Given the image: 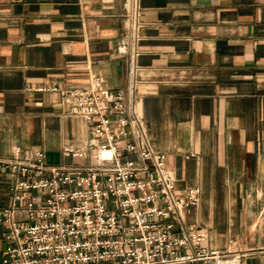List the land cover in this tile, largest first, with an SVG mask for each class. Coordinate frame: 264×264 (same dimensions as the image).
<instances>
[{
  "label": "crops",
  "instance_id": "crops-1",
  "mask_svg": "<svg viewBox=\"0 0 264 264\" xmlns=\"http://www.w3.org/2000/svg\"><path fill=\"white\" fill-rule=\"evenodd\" d=\"M92 74L114 90L134 83L177 191L200 190L186 222L264 264V0H0V154L18 145L62 163L65 144L85 149L87 122L27 88L87 87ZM9 184L1 174L0 207ZM2 232L0 221V262Z\"/></svg>",
  "mask_w": 264,
  "mask_h": 264
},
{
  "label": "built area",
  "instance_id": "built-area-1",
  "mask_svg": "<svg viewBox=\"0 0 264 264\" xmlns=\"http://www.w3.org/2000/svg\"><path fill=\"white\" fill-rule=\"evenodd\" d=\"M133 86L114 90L92 74L87 87L27 88L59 94L65 111L87 122L89 138L85 149L62 147L69 162L18 145L0 154L10 181L0 264H243L246 253L212 247L206 228L186 222L200 190L177 191L167 154L133 109Z\"/></svg>",
  "mask_w": 264,
  "mask_h": 264
}]
</instances>
